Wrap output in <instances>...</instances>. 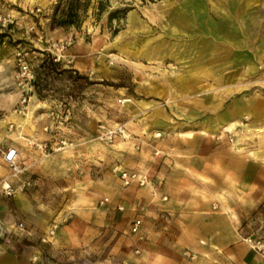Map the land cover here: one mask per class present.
I'll return each instance as SVG.
<instances>
[{
  "label": "rangeland",
  "instance_id": "1",
  "mask_svg": "<svg viewBox=\"0 0 264 264\" xmlns=\"http://www.w3.org/2000/svg\"><path fill=\"white\" fill-rule=\"evenodd\" d=\"M72 3L0 0V181L18 189L0 192V246L25 264H240L202 235L215 213L220 239L264 264V216L217 175L264 144V125L248 113L195 129L241 102L264 114V0H80L69 23ZM62 138L75 146L54 150ZM125 169L146 182L125 184Z\"/></svg>",
  "mask_w": 264,
  "mask_h": 264
},
{
  "label": "crops",
  "instance_id": "2",
  "mask_svg": "<svg viewBox=\"0 0 264 264\" xmlns=\"http://www.w3.org/2000/svg\"><path fill=\"white\" fill-rule=\"evenodd\" d=\"M255 109V106L253 105V102H241L237 103L236 105H233V108L228 110L225 115H223L221 118L224 122L221 126L216 128L217 130H209L214 125L217 124V122L220 123V120L213 119L210 123H208V120H202L198 123L195 129L202 130L204 134L215 136L214 133L217 131H223V128L225 129H232L234 127L235 122H243L241 119L245 115L254 114L251 120V124H254V126L258 127V125H264V114H258ZM249 113V114H248ZM241 117V118H240ZM212 124V126H210ZM211 127V128H209ZM192 134V133H191ZM249 151H251L252 155L245 156V157H239V160H241L238 165H234L230 167V164H223L220 163V167L218 166L217 175H228L230 179L235 181V191L238 193L240 198H242V201L239 203L240 207L244 205L245 207L255 208L256 209V215L254 222H257L258 220L262 219L264 216V144L260 142V140H257L254 142H249L248 144ZM187 161V160H186ZM220 168V170H219ZM222 168V169H221ZM202 171H204L202 169ZM206 172L209 173L210 171L206 169ZM171 175V174H170ZM223 189V188H219ZM223 194L224 193H218ZM217 202L208 203L203 200L202 206H203V212H208L211 205L214 203L218 206H225L226 203L222 200L221 197H217ZM243 204V205H242ZM232 210H234L238 215L243 214V210H240V207L236 203L233 205L230 204ZM261 207V208H260ZM260 210H257L259 209ZM209 214V213H208ZM201 215L202 225L203 227L207 224L211 223V226H207L208 229L205 230L202 228V235L204 233L209 234L216 231V236L208 237V240H216V244L219 246L224 247L226 249V253H228L227 256H232V262H238L240 264H250L251 257L256 255L248 245V243L241 241H238L239 239H229L228 241H224L221 238V235L223 234L224 228L220 225L214 224L215 221H219L221 218L220 215L215 213H210L211 215ZM244 215V214H243ZM197 216V215H195ZM241 220V219H240ZM243 222V221H242ZM249 226V224H247ZM238 228L242 229V232L245 229L244 226L238 225ZM241 236H243L241 233H239ZM246 236V234H245ZM228 248H225V247ZM26 259L24 256L18 253L9 252L2 248L0 246V264H25ZM252 264V261H251ZM263 264V263H261Z\"/></svg>",
  "mask_w": 264,
  "mask_h": 264
},
{
  "label": "built area",
  "instance_id": "3",
  "mask_svg": "<svg viewBox=\"0 0 264 264\" xmlns=\"http://www.w3.org/2000/svg\"><path fill=\"white\" fill-rule=\"evenodd\" d=\"M27 65H24V69L26 70ZM26 101V96L24 97L22 104L19 106V110L23 111L25 108V105L23 104ZM47 128V127H46ZM75 142L71 141L66 138H62L59 141H57V146L53 147L54 150H61L66 147H74ZM45 148H47L48 144L44 143ZM4 161L11 169V174L13 176H17L20 173H22L25 170V166L20 162V151L16 146H9L5 153H4ZM121 177L125 184H131L135 181L139 183H145L147 176L138 173L137 171H131V170H122L121 171ZM17 185L12 182L9 179H4L0 181V192L5 193L7 195H13L17 192ZM142 220L140 218L136 219L133 223V229L138 230L140 228ZM19 229L26 230V225L24 221L19 222ZM254 242V247L258 248L259 250H262L264 252V237H260Z\"/></svg>",
  "mask_w": 264,
  "mask_h": 264
},
{
  "label": "trees",
  "instance_id": "4",
  "mask_svg": "<svg viewBox=\"0 0 264 264\" xmlns=\"http://www.w3.org/2000/svg\"><path fill=\"white\" fill-rule=\"evenodd\" d=\"M73 2H75V3H72L70 6V8H71V10H70V12H69V15H68V18H66L64 21H67V22H69V23H73V22H75V17L74 16H76V14L77 13H75V11H76V9L74 8V7H76L75 5H76V2L79 4L80 3V0H72Z\"/></svg>",
  "mask_w": 264,
  "mask_h": 264
},
{
  "label": "bare ground",
  "instance_id": "5",
  "mask_svg": "<svg viewBox=\"0 0 264 264\" xmlns=\"http://www.w3.org/2000/svg\"><path fill=\"white\" fill-rule=\"evenodd\" d=\"M28 113V112H27ZM31 116L29 115V118H30ZM189 134V133H188ZM190 135H191V133H190Z\"/></svg>",
  "mask_w": 264,
  "mask_h": 264
}]
</instances>
